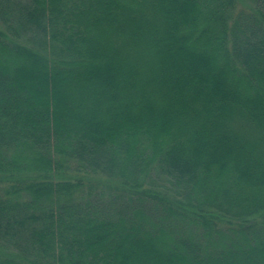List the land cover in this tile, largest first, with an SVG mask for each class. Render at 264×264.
<instances>
[{"label":"trees","instance_id":"1","mask_svg":"<svg viewBox=\"0 0 264 264\" xmlns=\"http://www.w3.org/2000/svg\"><path fill=\"white\" fill-rule=\"evenodd\" d=\"M0 0V264H264V0Z\"/></svg>","mask_w":264,"mask_h":264},{"label":"rangeland","instance_id":"2","mask_svg":"<svg viewBox=\"0 0 264 264\" xmlns=\"http://www.w3.org/2000/svg\"><path fill=\"white\" fill-rule=\"evenodd\" d=\"M248 4H249V0H240L238 1L236 8L242 10L248 8Z\"/></svg>","mask_w":264,"mask_h":264}]
</instances>
